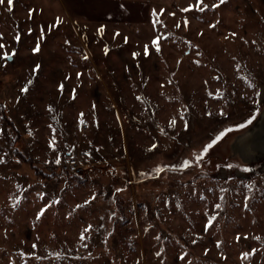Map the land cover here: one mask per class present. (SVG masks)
I'll list each match as a JSON object with an SVG mask.
<instances>
[{"label": "rangeland", "instance_id": "1", "mask_svg": "<svg viewBox=\"0 0 264 264\" xmlns=\"http://www.w3.org/2000/svg\"><path fill=\"white\" fill-rule=\"evenodd\" d=\"M196 3L0 4V264H264V167L212 159L264 103V0Z\"/></svg>", "mask_w": 264, "mask_h": 264}, {"label": "water", "instance_id": "2", "mask_svg": "<svg viewBox=\"0 0 264 264\" xmlns=\"http://www.w3.org/2000/svg\"><path fill=\"white\" fill-rule=\"evenodd\" d=\"M212 159L242 171L264 167V103L251 124L227 135L216 145Z\"/></svg>", "mask_w": 264, "mask_h": 264}, {"label": "snow or ice", "instance_id": "3", "mask_svg": "<svg viewBox=\"0 0 264 264\" xmlns=\"http://www.w3.org/2000/svg\"><path fill=\"white\" fill-rule=\"evenodd\" d=\"M225 2H226V0H219V3H218V4H213L212 7H213V8H217V7L220 6V4H223V3H225ZM3 3H4V0H0V4H3ZM12 3H13V0H8V4H9V6H11ZM201 4H203V0H197V3H196V5H195V9H196L197 11H204L205 9L208 8V5H204L203 7H200ZM192 7H193V6L190 5L188 8L182 9L181 11H191V10H192ZM9 10H11V7L9 8ZM161 14H162V13H161ZM153 15H154V16L157 15L156 12H155V10H154V12H153ZM171 15H175V14L172 13ZM29 16L31 17V12L29 13ZM158 22H160V21H159V20H154V21H153L154 26H155V24L158 23ZM59 23H61V21H60L59 18H57V23H56V25H53V26H58ZM187 25H188V22L185 20V22H184V26L187 27ZM176 26H177V27H180V24L178 23ZM209 27L214 28L215 25H209ZM98 31H99L100 33H103L104 28L101 27L100 29H98ZM200 34L202 35V33H200ZM116 35H119V33H117ZM233 35H235V34H233ZM0 38H2V36H0ZM41 38H42V37H41ZM161 38H162V37L158 36V37H156V38L153 40V45L155 46L157 52L160 51L159 41H160ZM15 39H16L17 41H19V39H20L19 35H17V36L15 37ZM125 42H127V37H125ZM3 47H4L3 45H0V48H3ZM34 51H35V52H39V51H40V44H39V42H37ZM147 54H148V46L146 45V46H145V55H147ZM136 55H139V53H134V56H136ZM2 58H4V59H8V58H10V56H9V54H8L7 52H5V53L3 54V57H2ZM85 59H87V57H85ZM197 63H198V62H197ZM36 67H37V70H38L39 65H37ZM250 86H254V85H250ZM62 88H63V85H61V90H62ZM22 91L26 92V91H27V88L22 89ZM256 103H259V101H256ZM81 115H83V114H81ZM209 115H211V113H209ZM221 115H223V113H221ZM254 119H255V116H253L252 119H249V120L247 121V124H251V123H252V120H254ZM175 124H176V121H175V119H173V120L170 122V126H175ZM247 124L240 125V127H241V128L246 127ZM185 126L187 127V122H185ZM229 131H231V130H229ZM29 134H31V133H29ZM222 136H223V134H221V137H222ZM219 138H220V137H218L217 139H219ZM216 142H217V141H213L212 143L205 145L204 149L202 150V153H201V154H197V155L195 156V162H196L197 164H199L200 161L203 160V156L207 154L208 150L211 149V148L214 146V144H215ZM53 143H54V142H53ZM154 147H155V146H154ZM2 162H3V160H0V163H2ZM55 163L59 164V163H60V159L58 158V159L55 161ZM173 167H174V166H173ZM181 167H183V168H185V169H186V168H189V167H191V162L186 160V161H184V162L182 163ZM229 167H232V166L229 165ZM162 170H163V169H158V171H162ZM244 170H245V171H248V169H244ZM117 191H119V189H118ZM222 191H227V189H222ZM92 199H95V196H93ZM220 199L223 200L224 197L221 196ZM58 202H59V201H55V203H58ZM85 203H90V201H86ZM13 206H15V204H14ZM50 206H51V205H49V207H50ZM77 207H81V206L78 205ZM215 207H216V209H221L222 206H221V204L217 203V204L215 205ZM245 207H247V205H245ZM45 210H46V209H45ZM45 210H42L41 213L38 214L37 219H39L40 215H43V212H44ZM215 219H216L215 216H213V217H211V218L209 219V222H208V224L206 225V229H205V230H207L208 227H211V226H212V221L215 220ZM91 231H92V226H91V225H89L87 228L84 229V232H85V233H87V232H91ZM247 238H248V237H245V239H247ZM80 239H81V240H84V239H87V237L84 236V235L82 234L81 237H80ZM236 239H237V241H239L240 237L237 236ZM256 239H260V238H259V237H256ZM195 242H196V241L194 240L193 243H195ZM86 246H87V245H85V247H86ZM219 246H220V245L217 244V247H219ZM33 247H35V245H33ZM255 251H256V250L254 249L253 252H252L251 254H254ZM249 255H250V253H244L242 258L246 259ZM181 259H183V257H181Z\"/></svg>", "mask_w": 264, "mask_h": 264}, {"label": "built area", "instance_id": "4", "mask_svg": "<svg viewBox=\"0 0 264 264\" xmlns=\"http://www.w3.org/2000/svg\"><path fill=\"white\" fill-rule=\"evenodd\" d=\"M84 171L79 159H73L64 166V172L79 176Z\"/></svg>", "mask_w": 264, "mask_h": 264}, {"label": "trees", "instance_id": "5", "mask_svg": "<svg viewBox=\"0 0 264 264\" xmlns=\"http://www.w3.org/2000/svg\"><path fill=\"white\" fill-rule=\"evenodd\" d=\"M0 107H2V106H0ZM1 110H2V108H0V111H1ZM0 114H1V113H0ZM7 123H8V125H9L10 130H11V133L14 134V135H13V136H14V143L19 142V140H20V136H19L18 132L16 131V128H15V126H14L13 121L8 120ZM39 174H40V173H39ZM62 175L70 176V177H72V178H78V177H79V176H77V175H71V174H68V173H66V172H63Z\"/></svg>", "mask_w": 264, "mask_h": 264}]
</instances>
